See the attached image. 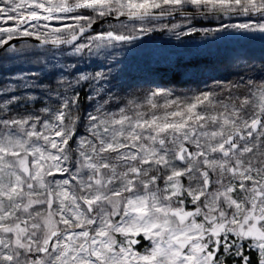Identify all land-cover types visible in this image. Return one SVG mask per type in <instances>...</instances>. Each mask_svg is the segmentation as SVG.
I'll return each instance as SVG.
<instances>
[{
  "label": "snow or ice",
  "instance_id": "obj_1",
  "mask_svg": "<svg viewBox=\"0 0 264 264\" xmlns=\"http://www.w3.org/2000/svg\"><path fill=\"white\" fill-rule=\"evenodd\" d=\"M155 32L240 46L129 83ZM0 264H264V0H0Z\"/></svg>",
  "mask_w": 264,
  "mask_h": 264
},
{
  "label": "rangeland",
  "instance_id": "obj_2",
  "mask_svg": "<svg viewBox=\"0 0 264 264\" xmlns=\"http://www.w3.org/2000/svg\"><path fill=\"white\" fill-rule=\"evenodd\" d=\"M144 39L146 41L147 51H138L140 53L143 52L138 56H136V51L128 54L125 71L134 78L130 79L128 81L129 83L141 84L145 87L147 83L154 80V71L161 65L169 62L174 63L176 59L180 61L178 63V69L182 73L181 80L176 83L182 84L187 79V77H184L185 72H200L222 61L226 57L221 52L224 43L229 45L233 43L228 38L216 40L214 43H208L207 41L213 40L212 37H208L206 41L195 42L196 44H202L200 47L193 45L191 42L180 45L174 37L163 32L152 33L150 36L144 37ZM190 61L192 65L187 64ZM171 86L169 85V87Z\"/></svg>",
  "mask_w": 264,
  "mask_h": 264
},
{
  "label": "trees",
  "instance_id": "obj_3",
  "mask_svg": "<svg viewBox=\"0 0 264 264\" xmlns=\"http://www.w3.org/2000/svg\"><path fill=\"white\" fill-rule=\"evenodd\" d=\"M232 42L233 43L231 45L224 43L223 50L221 51L222 55L227 56L234 48H237V47L240 46L237 42H235L233 40H232ZM146 46H147L146 45V41H145V39L143 37V43L139 47H137L133 52L136 51V56H138V55L143 53V52L140 53L138 51H144V50L147 51ZM247 46L252 48V49H254V50H256L257 54H258V49H259V44L258 43L257 44H252V45H247ZM145 57H147V56H145ZM145 59H147V58H145ZM178 63H180V61L178 59H176L174 63H170L169 62V63H166L165 65H161L159 67L160 69L158 68L156 71L153 72L154 80L158 81V82H167L168 80H172L173 78H175L174 83L180 81L181 78H182V73L178 69V66H179ZM187 64H191V61L189 63H187ZM83 99H84V94L82 93L81 94V100H83Z\"/></svg>",
  "mask_w": 264,
  "mask_h": 264
}]
</instances>
